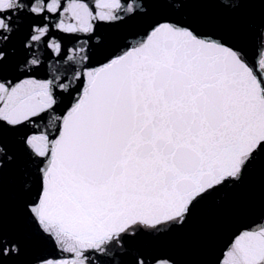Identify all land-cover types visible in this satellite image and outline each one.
<instances>
[{"label": "snow or ice", "instance_id": "6c2138e0", "mask_svg": "<svg viewBox=\"0 0 264 264\" xmlns=\"http://www.w3.org/2000/svg\"><path fill=\"white\" fill-rule=\"evenodd\" d=\"M0 264H264V0H0Z\"/></svg>", "mask_w": 264, "mask_h": 264}]
</instances>
